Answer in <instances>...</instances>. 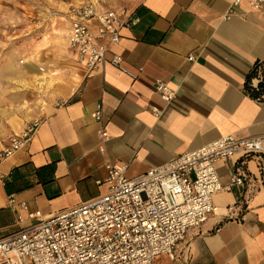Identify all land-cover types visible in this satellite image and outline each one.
Masks as SVG:
<instances>
[{"label":"crops","instance_id":"crops-1","mask_svg":"<svg viewBox=\"0 0 264 264\" xmlns=\"http://www.w3.org/2000/svg\"><path fill=\"white\" fill-rule=\"evenodd\" d=\"M232 1L124 0L129 21L119 42L87 73L68 48L64 16L19 14L18 2L0 0V150L38 123L30 142L0 163V240L35 222H18L25 212L10 196L46 218L103 194L107 165L126 164L133 178L224 136L264 138V95L244 90L264 81V64L250 74L264 62V9ZM158 80L175 90L169 102ZM261 161L264 152L218 162L223 185L242 164L253 192L216 193L227 213L190 230L175 259L153 264L264 263Z\"/></svg>","mask_w":264,"mask_h":264},{"label":"built area","instance_id":"built-area-1","mask_svg":"<svg viewBox=\"0 0 264 264\" xmlns=\"http://www.w3.org/2000/svg\"><path fill=\"white\" fill-rule=\"evenodd\" d=\"M242 1L254 10L264 9V0H233L232 5ZM65 18L70 25L68 48L91 73L104 62L108 46L119 42L129 14L124 6L84 2L71 4ZM120 61L117 54L111 58L115 66ZM155 90L165 102L175 95L160 80ZM159 110L153 107L156 115ZM37 125L33 121L11 137L9 145L0 150V163L30 142ZM262 152L264 138L228 135L133 178L126 176V164H110L100 182L107 187L103 194L46 218L10 196V206L19 205L25 212V216L18 215V222H35L0 240V264H153L163 256L175 259L178 243L190 230L201 228L212 215L227 213L214 204L216 193L234 186L253 192L251 177L242 164L232 170L226 185L220 182L216 164ZM262 175L261 161V183Z\"/></svg>","mask_w":264,"mask_h":264},{"label":"rangeland","instance_id":"rangeland-1","mask_svg":"<svg viewBox=\"0 0 264 264\" xmlns=\"http://www.w3.org/2000/svg\"><path fill=\"white\" fill-rule=\"evenodd\" d=\"M18 7L19 14H31L44 18L54 16L60 22H64L62 17L66 16L67 8L71 4L91 2L104 7L116 8L122 6L124 0H14ZM36 19V18H34ZM78 78V77H77Z\"/></svg>","mask_w":264,"mask_h":264},{"label":"trees","instance_id":"trees-1","mask_svg":"<svg viewBox=\"0 0 264 264\" xmlns=\"http://www.w3.org/2000/svg\"><path fill=\"white\" fill-rule=\"evenodd\" d=\"M259 64H264V62L258 63L256 62L254 64V67L252 68V72L250 74H253L256 72L257 66ZM244 90L245 92L252 98H256V99H262V95H264V81H262L259 84L258 88H252L250 87L247 83L244 84ZM262 184H264V175H262Z\"/></svg>","mask_w":264,"mask_h":264}]
</instances>
